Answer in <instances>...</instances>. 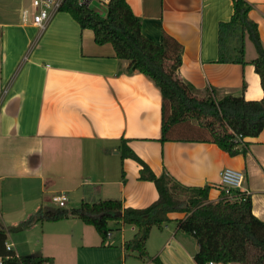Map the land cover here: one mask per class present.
<instances>
[{
    "label": "crops",
    "instance_id": "obj_1",
    "mask_svg": "<svg viewBox=\"0 0 264 264\" xmlns=\"http://www.w3.org/2000/svg\"><path fill=\"white\" fill-rule=\"evenodd\" d=\"M245 1L264 47V0ZM126 2L140 19L143 36L159 43L166 34L182 46L180 79L199 92L214 88L218 98L261 100L250 42L245 41L244 65L218 62L217 26L229 21L233 0ZM30 5L31 0H0V264L6 245L17 257L50 258L47 264H196V241L178 229L182 213H170L169 222L150 229L146 259L124 250L136 228L121 223L108 224L105 240L76 217L18 228L48 209L44 202L59 192L67 193V202L80 194L81 203L87 188L96 199L119 200L133 209L155 202L154 184L138 179L140 165L121 157L122 142L155 175L166 169L183 186H209L212 203L222 197L219 173L240 172L239 191L250 195L252 214L264 222V131L244 139L245 154L235 156L210 143H161L162 97L153 82L130 72L110 44L97 45L93 32L80 29L67 13L57 12L39 32L24 17ZM47 223L69 227L46 231ZM38 225L39 241L31 240L38 245L23 255L11 233Z\"/></svg>",
    "mask_w": 264,
    "mask_h": 264
},
{
    "label": "trees",
    "instance_id": "obj_2",
    "mask_svg": "<svg viewBox=\"0 0 264 264\" xmlns=\"http://www.w3.org/2000/svg\"><path fill=\"white\" fill-rule=\"evenodd\" d=\"M79 7L75 0H64L60 12L67 13L80 29L93 32L97 45L110 44L115 57L128 62L130 72L148 77L159 89L161 105L160 142L175 140L210 143L230 156L245 154L246 138H256L264 131V47L257 25L249 19L251 5L245 0H233L228 22L217 26L219 63L245 64V41L251 43L255 58L251 61L259 78L263 96L259 101H246L240 96L218 98L214 88L205 89L206 96L198 97L191 84L180 79L182 46L170 36L162 34L159 43L141 33V21L126 0H108L102 9ZM245 85L242 86L243 92ZM194 122V126H188ZM193 131V137L178 136ZM122 158H130L140 165V181L152 182L158 198L144 209L124 208L119 200L96 199L90 189H83L80 206L70 211L39 209L21 223L27 229L36 223L57 222L76 217L92 226L102 240L110 232V222L136 228L133 238L123 248L146 259L145 243L150 229L169 222L168 214L182 213L178 229L192 237L198 246L196 264H264V222L252 214L250 195L235 192L229 199L221 192L215 203L208 200L209 186L186 187L163 169L160 175L140 160L125 143L120 147ZM1 264H47L50 258L40 254L16 257L7 252ZM160 264L159 262H155Z\"/></svg>",
    "mask_w": 264,
    "mask_h": 264
},
{
    "label": "built area",
    "instance_id": "obj_3",
    "mask_svg": "<svg viewBox=\"0 0 264 264\" xmlns=\"http://www.w3.org/2000/svg\"><path fill=\"white\" fill-rule=\"evenodd\" d=\"M64 0H31L30 11L24 12V17L29 18L33 26H35L39 32H42L49 24L51 18L60 10ZM77 6L88 7L90 5H97L98 8H104L108 1L107 0H75ZM96 10V9H95ZM243 181V175L232 169H223L219 173L218 186L221 191L231 200L234 199L235 192H240L241 184ZM247 194L246 192H244ZM249 195V194H247ZM68 197L66 192H59L54 194L50 201L58 208H63L67 203ZM109 233L107 234V237ZM5 250L12 252V247L6 245ZM17 257V256H16ZM207 264H215L208 262Z\"/></svg>",
    "mask_w": 264,
    "mask_h": 264
},
{
    "label": "rangeland",
    "instance_id": "obj_4",
    "mask_svg": "<svg viewBox=\"0 0 264 264\" xmlns=\"http://www.w3.org/2000/svg\"><path fill=\"white\" fill-rule=\"evenodd\" d=\"M248 46H249L248 48H250V49H248V52L252 51L255 54V51H254L253 46L251 44H248ZM206 94H207L206 92H197L196 93V95H198V97H204V96H206ZM193 123L194 122H189V125L188 126H194L195 124H193ZM190 135H192V136L194 135L195 136L196 135V132L186 131V132H180L178 134V136H181V137H186V136L190 137ZM79 196H80V194L79 195H76V194L75 195H71V201L70 202H67L66 205L63 208H60V209L65 210V211H70L71 209L78 208L80 206V201L77 200ZM50 197H52V196H50ZM44 205L48 209L49 208L50 209H54V210L55 209H59L53 203L44 202ZM62 222H64V221H62ZM76 222H79V221H76ZM80 222H82V221L80 220ZM52 224L53 225H50L49 223H47V224L43 225L44 226L43 228L44 229H46V228L49 229L51 227H59V226H64V227H67L68 226L69 227V225H67V223H59V224L58 223H52ZM77 224H79V223H77ZM39 228H41V225H38V228L37 229H33L31 231L24 230L23 232L11 233V234L14 235V236H12V241L14 243H17V244L19 243L20 244V246H19V247H21L20 251L21 250L23 251L22 252V253H24L23 255H25L26 253L27 254L31 253V249L37 247V246H34V245H38V244L37 243L34 244L33 242H31V240L34 239V240L39 241V238H40V229ZM90 230H92L91 232H94L93 229H90ZM46 231H47V229H46Z\"/></svg>",
    "mask_w": 264,
    "mask_h": 264
}]
</instances>
